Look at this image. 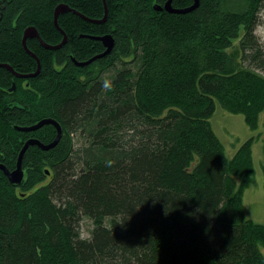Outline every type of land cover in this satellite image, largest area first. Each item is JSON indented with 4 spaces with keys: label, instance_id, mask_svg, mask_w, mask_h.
<instances>
[{
    "label": "trees",
    "instance_id": "trees-1",
    "mask_svg": "<svg viewBox=\"0 0 264 264\" xmlns=\"http://www.w3.org/2000/svg\"><path fill=\"white\" fill-rule=\"evenodd\" d=\"M166 1L106 0V16L104 0H0V163L13 170L29 138L57 135L16 126L53 118L63 132L52 149L29 146L21 184L0 168V264H264V223L243 202L254 138L229 158L209 122L218 101L259 127L264 0L155 7ZM60 4L83 16L59 15L61 47L28 38L41 69L16 76L3 64L38 68L27 27L63 41ZM107 34L112 51L78 65L106 50Z\"/></svg>",
    "mask_w": 264,
    "mask_h": 264
},
{
    "label": "rangeland",
    "instance_id": "rangeland-1",
    "mask_svg": "<svg viewBox=\"0 0 264 264\" xmlns=\"http://www.w3.org/2000/svg\"><path fill=\"white\" fill-rule=\"evenodd\" d=\"M167 2V1H166ZM264 19V12H262ZM244 28H241L243 34ZM257 33L264 41V23L257 29ZM209 122L224 145L225 152L232 158L240 145L249 138L253 140V159L255 165V181L244 191V209L246 216L256 222L264 223V171L262 163L264 160V112L261 114L259 127L251 128L243 114H235L227 111L216 101V110L209 118ZM91 221H83L82 231L85 236L92 229Z\"/></svg>",
    "mask_w": 264,
    "mask_h": 264
},
{
    "label": "water",
    "instance_id": "water-1",
    "mask_svg": "<svg viewBox=\"0 0 264 264\" xmlns=\"http://www.w3.org/2000/svg\"><path fill=\"white\" fill-rule=\"evenodd\" d=\"M104 4H105L106 16H107L108 6H107V3H106V0H104ZM197 5H198V0H196L195 3L193 5H191L190 7L183 8V9H175V8H173L172 0H168L165 3L164 6L156 4L155 7L157 9H159V10L163 9V7H164L166 10L171 11V12H187L189 10L194 9ZM67 11H73L75 13H78V14L82 15L79 11L71 8L67 4H60L56 8L55 15H54V23H55L56 27L64 35V39H63V41L60 44H57V45L48 44L41 37L38 29L35 26H29V27L26 28V30L24 32V35H23V46H24V48H25V50L27 52H29L32 56H34L36 58V60L38 62V68H37L36 72L30 73V74H22V73H19V72L15 71V69L9 64H3V66H5L9 70H11L16 76L21 77V78H28V77H32V76L37 75L38 72L41 69V61L38 58V56L29 49V47L27 45V40H28V38L36 37L47 48H53L54 49V48L61 47L64 43H66L68 37H67V34L65 33V31L60 27L59 22H58V18H59V15L61 13H64V12H67ZM97 21H100V20H97ZM97 38L104 42V44L106 46V50L103 53H101L100 55H97V56L93 57L89 61L77 62L78 65L83 66V65L89 64L93 60H95L97 58H100V57H103V56H106L107 54H109L112 51V49L114 48V45H115L114 37H113L112 34L103 35V36H100V37H97ZM13 88H15V85H13ZM47 124H52L57 129V135H56L55 139L52 142L46 144V143L41 142L39 139L31 138V139H29V140H27L25 142L23 148L21 149V151L19 153V156H18L17 166H16L15 169L9 170L4 164L0 163V168L5 172V174L8 176L9 180L12 183L21 184L23 179H24L23 157H24V154H25V152H26V150L28 149L29 146L38 145L44 150L52 149L53 147H55L58 144V142H59V140H60V138L62 136V133H63L61 125L59 124V122L57 120H55L53 118H44V119L40 120L39 122H37V123H35L33 125L16 126V128L21 130V131L29 132V131H35V130H37V129H39V128L43 127L44 125H47ZM46 172L48 174H50L49 170H46Z\"/></svg>",
    "mask_w": 264,
    "mask_h": 264
},
{
    "label": "flooded vegetation",
    "instance_id": "flooded-vegetation-1",
    "mask_svg": "<svg viewBox=\"0 0 264 264\" xmlns=\"http://www.w3.org/2000/svg\"><path fill=\"white\" fill-rule=\"evenodd\" d=\"M28 78H30V77H28ZM23 79H26V78H23ZM25 84H27L26 81H25ZM13 85H15V88L12 87V89H16V86H17L16 83H14ZM29 139H30V138H29ZM29 139H28V140H29ZM24 171H25V170H24Z\"/></svg>",
    "mask_w": 264,
    "mask_h": 264
},
{
    "label": "bare ground",
    "instance_id": "bare-ground-1",
    "mask_svg": "<svg viewBox=\"0 0 264 264\" xmlns=\"http://www.w3.org/2000/svg\"><path fill=\"white\" fill-rule=\"evenodd\" d=\"M199 4V3H198ZM189 7V6H188ZM256 29V28H255ZM26 30V29H25ZM256 33H257V31H256ZM258 34V33H257ZM103 36V35H102ZM62 39H63V37H62ZM259 39V38H258ZM30 49V48H29ZM35 58V57H34ZM41 61V60H40ZM16 71V70H15ZM61 125V124H60ZM62 135H63V133H62ZM60 141V140H59ZM29 148V147H28ZM25 180V179H24Z\"/></svg>",
    "mask_w": 264,
    "mask_h": 264
}]
</instances>
